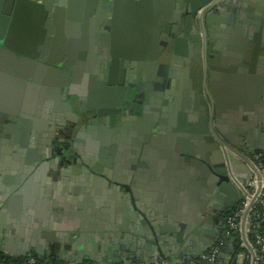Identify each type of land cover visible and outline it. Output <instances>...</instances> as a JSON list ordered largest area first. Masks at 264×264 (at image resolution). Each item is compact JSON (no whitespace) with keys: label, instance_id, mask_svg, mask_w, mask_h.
<instances>
[{"label":"flooded vegetation","instance_id":"1","mask_svg":"<svg viewBox=\"0 0 264 264\" xmlns=\"http://www.w3.org/2000/svg\"><path fill=\"white\" fill-rule=\"evenodd\" d=\"M107 1L110 3L112 0ZM113 1L124 3L122 0ZM164 1L165 6L161 10L149 9L139 13L142 14L139 17L149 20L170 15L171 27L175 31H171L169 37L178 41H174L175 47L168 55H162L166 53L169 42L163 41L161 35L156 39V45L154 40L150 41L154 48L148 52L137 48L142 41H117L111 34L113 15L103 5V0L95 4L86 0V8L91 14L89 17H94V21L90 19L85 25L84 20H73L68 24L69 32L68 12L61 10L66 8L64 4L69 0H41V4L35 6L18 4L17 16L9 29V45L20 56L37 60L33 68L35 72L37 69L47 72L50 66L61 68V73L70 72L69 76L63 74V82L57 85L60 90L53 106L41 108L39 115L26 111L39 119L36 141L40 144V152L36 159L40 163L52 160L54 154H58L57 150L49 151L52 147L62 152L60 162L89 168V172L81 170L86 177L92 174L121 177L122 174L115 173L111 164H116L118 168L119 165L127 166L128 161L131 164L139 162L145 145L153 146L156 138L161 137L166 170L162 185L165 200L160 212L163 214V225L159 229L184 226L183 218L190 220L185 227L191 223L193 228H199L205 221L225 223V213L230 209L226 192L220 190L221 183L228 181L225 153H236L233 151L235 144L225 136L229 131L221 118L227 106L218 111L217 102L209 90L211 73L213 70L214 75L220 67L219 59L225 55L232 57L228 51L235 55L249 48L254 51L257 47L254 40L259 37L261 26L249 18L248 6L240 5L246 11L242 14L244 19L236 25L242 30L241 43L239 45L238 42L239 46L233 50L221 48L225 35H220L219 31L227 30V19L213 22L211 26L204 25V33L200 20L187 18L190 0ZM223 2L225 0H218L206 7L205 18L210 13H221ZM13 5L5 0L1 10L11 11ZM52 20L57 23L52 24ZM209 27L215 31H210ZM128 44L132 49H128ZM64 63L67 66H62ZM227 65L233 67L234 63L228 61ZM23 68L29 69L18 59L15 71ZM88 73L94 74V77ZM66 78H69L68 86L65 85ZM0 79L6 86L7 80ZM23 84V97L18 103L20 110L26 107L36 111L37 104L35 107L32 103L23 104L24 96L34 88ZM66 100L72 106L71 111ZM176 100L178 106H175ZM0 105L8 109L16 107L10 101L0 102ZM95 107L100 109V114ZM72 112H77L79 118H75ZM155 112L157 118L154 117ZM5 121L15 120L5 116L3 123ZM149 121L153 124L147 129ZM86 133H96L97 143L84 137ZM28 155L32 157V154ZM58 173L54 176L58 177L61 170ZM6 191L0 190V197H4ZM55 207L54 214L50 215L54 216L59 211ZM136 210L139 220L135 224L145 227L142 221H149L147 213L138 207ZM200 215H203L201 221ZM59 218L55 216L51 219L58 221ZM79 220V224L72 229H81L82 224L97 227V217L92 216L91 211L81 210Z\"/></svg>","mask_w":264,"mask_h":264},{"label":"crops","instance_id":"2","mask_svg":"<svg viewBox=\"0 0 264 264\" xmlns=\"http://www.w3.org/2000/svg\"><path fill=\"white\" fill-rule=\"evenodd\" d=\"M228 1L229 3L226 4ZM223 3L221 13H215L219 15V18L213 21L217 23L220 20L227 19L229 22L227 30L219 31L220 35H225L221 48L233 50L241 43L240 32L242 30L236 27L239 20L244 19L242 15L244 10L241 9L240 5L248 6L249 18L261 26L259 37L254 40L257 45L255 50L249 48L236 55L228 51L229 55H232V59L227 55L223 56L221 60L219 59L220 67L214 73L215 91L219 95L221 105L227 106L225 111H222L221 118L227 124L228 134L237 140V143L241 146V152L251 153L264 149V0H225ZM130 16L139 17L140 15L139 13L133 15L122 12L113 28L114 37L117 41L123 43L142 41L137 48L143 52L152 51L154 48L150 43L154 40L152 25L145 20H130ZM52 21L54 22L52 24L57 23L55 20ZM231 25L235 26L232 27ZM209 28L212 31L214 30L212 27ZM129 46L131 44H128ZM122 48L120 49L123 50ZM128 49L132 48L129 47ZM228 61H232L234 66L229 67L227 65ZM13 85L16 88L18 86L19 89L24 88V84L21 85L15 80ZM232 105L235 106L232 107ZM38 121L35 124L33 121L31 123V120V124L28 122L23 123L21 126H24V130L19 128L12 131L0 129V190H7L6 195L0 197L1 249L7 246V249L13 253L12 255L35 251L37 247L35 242L39 241L36 234L40 230L37 229L35 224L37 216L34 212L39 214L40 210H46L47 214H53L55 206L59 208L58 215L57 213L55 215L60 218L58 221L52 220L51 223L56 227L53 230L59 233H63L64 229L71 230L79 224L81 210L91 211L92 216L97 217L98 222L95 225L101 231H105L106 228L112 226L116 228L133 226L136 223L135 221L139 220L136 207L143 209L149 217V221L145 222V227L148 229L140 224L144 230L151 232V230L160 228L163 225V214L160 212L163 209L165 200L162 185L165 183L164 171L166 168L162 159L164 150L162 144H160L161 137L156 138V143L153 146L145 145L139 162L136 161L131 164L128 161L127 166L119 165L118 168L116 164H111L113 165L111 168L114 172L116 171L115 173L122 174L121 177L118 176L119 178L110 176L108 178L103 177L102 180H96L94 176H84L82 171L89 172L86 167L81 168V166L67 165L66 163H58L55 169L50 167L49 170L45 169L41 171L44 173H41L37 165L42 162L40 163L36 159L37 154L40 152L38 148L40 144L36 141L38 139L36 135ZM84 135L89 141L97 143L96 133L94 135L91 133ZM234 148L239 149L236 145H234ZM25 154H32L31 156L33 160L37 161V165L24 162ZM59 170H61V174L55 177V174H59ZM11 177L13 178L11 180H14L13 182L9 181ZM21 186H25L26 191L33 194L35 198L33 201L36 204L35 209L33 208L34 212L27 215V218H30L26 224L22 221L8 223L4 216L6 212L8 213L9 207L13 206V204L11 205L12 197ZM41 191H43V195H41ZM12 208L17 212L21 211V207L20 210H17L16 206ZM8 224H10V227L6 228L5 226ZM60 225L63 228H59ZM211 226L214 229L207 227L198 234L197 245L204 244L207 246V244H212L211 242H213V245L216 243L218 237L216 236L215 240L212 241L210 236L214 235L215 237V228L222 230V223H211ZM133 242L134 240H129L123 243L127 251ZM90 244H92L90 254L95 259L92 257L83 261L91 260L93 264L95 262L97 264H109L110 261L113 264H123L122 257L124 255H119V247L122 244L121 238L103 236L97 241L92 240V243L84 241L83 246L78 248L88 250ZM66 245L69 247L70 243L66 242ZM225 247L224 244L218 253L219 260L224 264L229 255ZM57 248L48 255L54 254L66 264L70 262L83 263L80 255L66 253L65 251L59 253ZM65 250H69V248H65ZM118 256L120 258L115 259ZM234 256L235 254L231 258V262ZM243 257L242 254L241 256L238 255L239 260H242Z\"/></svg>","mask_w":264,"mask_h":264},{"label":"water","instance_id":"3","mask_svg":"<svg viewBox=\"0 0 264 264\" xmlns=\"http://www.w3.org/2000/svg\"><path fill=\"white\" fill-rule=\"evenodd\" d=\"M5 0H0V78H4L7 80V85L4 86V83L1 82L0 79V102L10 101L12 103H15V106L13 109L5 108L4 106L0 105V129H3L5 131H12L16 128H19L21 130H24L21 126L23 123L28 122L31 123L32 121L35 122L38 121V117L34 116L32 113H27L26 111H34L37 113V115L40 114L41 108H48L50 106L54 105V98L58 100V93L60 88L57 87L58 84H61L63 82V74L69 76L70 72H63V70L59 67L50 66L48 71L46 72L44 69H37V71H34V64L37 60H35L33 57H26L20 56L17 53V50H14L11 45L8 43V35H9V29L11 23H13L15 17L17 16V7L18 4L25 3L30 6L40 5L41 0H8L10 3L15 4L13 5L11 11L8 9L3 12L1 10V6L3 5ZM86 0H69V2H66L64 5H66V8L63 7L61 10L62 12H65L67 10V17H68V24H71L73 20H84L85 25H87L88 20L91 19V21H94V17H89L91 14L88 12V8H86L85 5ZM89 2H93L92 4H95V2L99 1L102 2V0H88ZM124 3L111 1L110 3L107 0H103V5L105 7H108L110 9L111 15H113V18L111 19V32L113 34V28L114 25H116V21L120 18V14L122 12H126L128 14H136L141 13L143 14L146 10H161L165 6L164 0H122ZM196 1V3L193 4V2ZM198 1V2H197ZM211 1V2H210ZM218 0H190V3L187 7V10L189 11V14L187 15V18H196L197 20H200L202 30L205 33L204 25H209L211 22L217 20L219 15H216L215 13H210L207 16V19L204 16V12L206 7H209L214 2ZM10 8V7H9ZM7 12V14H6ZM120 12V13H119ZM157 12V11H156ZM106 13V12H104ZM186 12H184L185 14ZM140 14V15H142ZM198 15V16H197ZM130 20H145L149 22V24L152 25V35H154V45H156V39L161 35V39L163 41H168L169 45L166 51V53H162V55H168V52L171 53L174 46V41L177 42V39H172L169 37V33L171 31H175V28L171 27V18L170 15L168 16H159L158 18L146 20L145 18H140L136 16H130ZM98 21H100V17L98 18ZM118 22V21H117ZM118 24V23H117ZM181 27V26H180ZM70 29V25H68V32ZM197 28L195 27V30ZM211 30V28H210ZM187 32V30H186ZM183 34V33H182ZM174 35V33H173ZM161 49H163L161 47ZM19 52V51H18ZM18 59H21L22 64H27V68H23V70H16L15 66ZM213 60V58H212ZM211 60V61H212ZM45 66V65H44ZM62 66H67L66 63L62 64ZM21 68V67H20ZM195 69V68H194ZM201 69V68H200ZM14 71V72H13ZM200 71V70H199ZM201 76V71L199 72ZM94 77V74H90ZM86 74V75H88ZM213 70L211 73V80H210V93L211 96H214L216 102L218 111H221V101L219 99V95L215 91L214 88V82H213ZM3 79V81H4ZM14 80L23 85V83H27L29 86L34 87L33 91L31 93H28L24 96V102L23 104L26 106L27 103H32V106L35 107L37 104L38 109L35 111V108L29 109L26 107H21L18 103H20V100H22L23 97V88H17L13 85ZM74 81V78H73ZM13 82V83H12ZM65 85H69V78H66ZM41 89V91H40ZM189 90V88H187ZM40 91V92H39ZM54 93H53V92ZM66 90H64L63 98L66 99ZM199 91H201V88H199ZM72 91H70L71 93ZM187 93V91H186ZM203 100H204V96ZM90 101V98H88ZM185 101H187L185 99ZM205 101V100H204ZM66 105L68 107V110L71 111V104L66 100ZM178 106V100L175 101V106ZM191 105V104H190ZM235 105H232V107ZM173 106L171 105V108ZM247 108V106H246ZM98 114L101 113L100 109L97 110V107H95ZM83 110V109H81ZM157 111V110H156ZM72 114L75 116V118H79V115L77 112H72ZM157 112H155V116L157 118ZM7 116L10 119H13L15 121L9 122L4 121V117ZM113 118V117H112ZM17 121V123H16ZM30 123V124H31ZM4 124V125H3ZM151 124H153L151 121H149L147 129L151 128ZM221 128V127H219ZM222 132L224 130L221 128ZM227 140L235 144L239 149H234L233 151L236 153L226 152V163L228 164L227 167L229 169L228 171V181H225L221 183L220 190H223L226 192V200H228L229 207L228 208H234L238 205L241 198L243 197V193L239 190L237 181L234 179V175L237 177V179L242 182L243 184H246L247 179L250 175V166L251 161L248 158L249 152L243 153L241 152V146L237 143V140L233 138L229 134H225ZM54 150H57L58 154H54V158L52 160H46L42 162L40 165H37V161L33 160L32 157L27 155L26 158H24V162L26 163H34L38 166L39 172L44 171L45 169L49 170L50 167L56 168L58 162H60V156L61 151L59 149H54L52 147L49 148V151L53 152ZM46 155V154H45ZM63 156V155H62ZM38 159V157H37ZM61 164H64L62 161ZM31 165L29 166V168ZM87 168V167H86ZM89 168H87L88 170ZM44 173V172H41ZM95 177L96 180H102L103 175H93L92 177ZM12 177L9 179V181L13 182L14 180ZM16 179V178H15ZM19 181L18 179L16 180ZM119 187V186H118ZM33 193V192H32ZM41 195H43V191L40 192ZM230 193L231 195H227ZM35 200L33 194L26 191L25 186L19 187V190L13 195L12 197V203L13 206H16V209L21 211H15L13 210V206L9 207L8 213L6 212V215L4 216V219L8 223H16L18 221H22L23 223H28L27 220L30 218H27L28 214H31L34 212L33 208L35 209ZM50 210V209H49ZM36 213L37 222L35 224L37 225V229H39V233H37V237L39 238V241H36L37 247L35 252L39 254L41 257H46L49 253L53 252L54 249L59 250V253L61 252H70V254H78L80 255L81 261L84 259L94 258L92 254H90V249L92 248V244L89 245V249H80L79 246H83L82 244L84 241H89L92 243V240L97 241L103 236H111V237H119L121 238V246L119 247V255H124L122 257L123 264H129L130 261L133 258L140 259L141 261L145 263L150 264H157L160 263L162 260H167L170 262H174V255H178L181 260H189L197 255H199L202 251H205L213 246L212 244H207L205 246L197 245L198 241V234L205 230V228L209 227L211 228V223L205 221L202 226L199 228H193V224L188 223V227H185L187 222L190 220H186V218H183V224L184 226L177 227V228H169V229H159L155 228V230H144L142 226H140V223H137L133 226L126 227V226H120V227H109L104 230H99L98 227H85L84 224H82L80 227L81 229H64L63 233L55 232L53 229L56 228L53 226L52 219L56 215H50L47 214L46 210H40L39 214ZM54 214V212H53ZM57 217V216H56ZM203 215H200V221L202 220ZM105 220V219H104ZM142 223H145V220L142 221ZM222 223V229L225 228V225ZM146 224V223H145ZM56 226V225H55ZM6 228L10 227V224L5 226ZM61 228H63L60 225ZM147 228V227H145ZM193 228V229H192ZM148 229V228H147ZM214 229V227H212ZM168 230V232H167ZM177 230V231H176ZM193 230V231H192ZM192 231V233H191ZM214 235L210 236V239L212 241L215 240L216 236L218 237L221 233V230L218 228H215ZM146 235V236H145ZM129 240H134L132 245L130 246L129 250L127 251L126 246L123 245V243L128 242ZM66 242H69L70 245H66ZM193 246V247H192ZM65 248H69V250H65ZM227 251L229 252V255L227 257V261L225 264L231 263V258L236 253L235 250V240L234 238H231L227 244L226 247ZM0 251L7 252L9 254H13L7 249V246L4 247V249L0 248ZM19 255V254H18ZM120 256L116 257L115 259H119ZM95 259V258H94ZM69 264H77L75 263H69ZM97 264V262H95ZM109 264H113L112 261H110ZM180 264V263H178Z\"/></svg>","mask_w":264,"mask_h":264},{"label":"built area","instance_id":"4","mask_svg":"<svg viewBox=\"0 0 264 264\" xmlns=\"http://www.w3.org/2000/svg\"><path fill=\"white\" fill-rule=\"evenodd\" d=\"M262 153H256L255 155H248L251 161L250 175L247 179L246 184L240 182L234 175L235 181L239 190L243 193V197L238 203V208L235 209L232 214L226 216L225 218V228L221 230L216 243L209 249L202 251L196 257L183 260L170 262L167 260H162L157 264H224L219 260V250L224 245L227 244L229 238L228 230H236L241 233L242 244L245 245L250 251V264H264V234L257 233L255 240L252 242L248 238V231L250 226L254 225L256 227L262 226V218L255 220L254 223L251 222V212L255 203H264V160H261ZM264 216V213L261 214ZM228 229V230H227ZM226 230V231H224ZM224 231V232H223ZM30 264H36L37 259L31 257L29 259ZM43 264H55L53 262L47 261ZM129 264H150L141 261L140 259L131 260Z\"/></svg>","mask_w":264,"mask_h":264},{"label":"trees","instance_id":"5","mask_svg":"<svg viewBox=\"0 0 264 264\" xmlns=\"http://www.w3.org/2000/svg\"><path fill=\"white\" fill-rule=\"evenodd\" d=\"M256 153H262L261 160H264V149H259L255 151L254 153H252L251 155L253 156ZM237 208L238 206L228 209L225 215L228 216L232 214V212ZM253 208L254 209L251 212L252 213L251 222L254 223L255 220H258L260 218H262L263 220H262V226L260 227H256L254 225L250 226V230L248 231V238L252 242L255 240V236L257 233L264 234V216L261 215L262 213H264V203H255ZM228 231H229V236H228L229 240L231 238H234L235 240V250H236L235 256L230 264H250L251 263L250 251L245 245L242 244L241 233L236 230H228ZM240 254L244 255L242 260L238 259V255ZM31 257H35L37 259L36 264H43L47 261L53 262L55 264H66L62 260L58 259L54 254L47 255L46 257L43 258L39 254H37L35 251H29L27 253L20 254V255H12L7 252L0 251V264H30L29 259ZM173 259L178 260V261H183L178 255H174ZM81 264H93V262L91 260H85ZM116 264H120V263H116Z\"/></svg>","mask_w":264,"mask_h":264},{"label":"rangeland","instance_id":"6","mask_svg":"<svg viewBox=\"0 0 264 264\" xmlns=\"http://www.w3.org/2000/svg\"><path fill=\"white\" fill-rule=\"evenodd\" d=\"M240 256H241V254H240Z\"/></svg>","mask_w":264,"mask_h":264}]
</instances>
